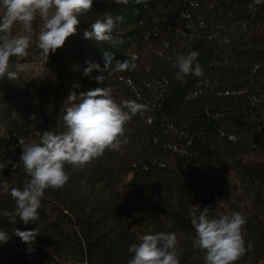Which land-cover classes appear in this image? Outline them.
Returning a JSON list of instances; mask_svg holds the SVG:
<instances>
[{"label": "trees", "instance_id": "obj_1", "mask_svg": "<svg viewBox=\"0 0 264 264\" xmlns=\"http://www.w3.org/2000/svg\"><path fill=\"white\" fill-rule=\"evenodd\" d=\"M253 3L93 0L76 33L47 60L36 47L43 25L37 16L29 55L9 61L17 79H0V230L12 234L0 244V264H127L128 246L159 232L176 234L181 264H204L203 251L193 248L192 205L209 207V218L241 213L252 248L236 264H264V3L250 9ZM109 14L124 18L112 39H85ZM191 51L203 74L178 80L176 58ZM105 52L114 56L108 69ZM131 57L135 67L112 73L117 60ZM98 87L118 104L145 106L126 123V143L76 171L66 164L69 180L45 190L39 219L9 223L3 213L15 209L11 189L30 180L19 138L63 133L69 93ZM36 227L29 252L14 232Z\"/></svg>", "mask_w": 264, "mask_h": 264}, {"label": "clouds", "instance_id": "obj_2", "mask_svg": "<svg viewBox=\"0 0 264 264\" xmlns=\"http://www.w3.org/2000/svg\"><path fill=\"white\" fill-rule=\"evenodd\" d=\"M114 2L139 5L147 0ZM262 3L264 0H254L249 7L252 9L254 5ZM92 4L93 0H2L4 11L0 15V79L5 76L17 79V73L9 70V61L12 57L23 58L29 55L33 22L37 16L43 25L36 47L47 60L50 54L63 47L69 36L76 33L80 22L78 17L92 10ZM123 19V16L106 15L103 20L98 19L92 23L90 31L85 30L84 38L97 42L111 40L117 24ZM17 24L23 29V34L13 35V27ZM104 55L105 69H108L114 56L107 52ZM198 55V52L191 51L176 58L178 80H183L187 75L199 77L203 74ZM134 60L135 57L117 60L111 69L112 73L135 67ZM93 67L99 69L100 65H90L85 69V74H89ZM95 79L102 82L104 77L97 76ZM67 100L71 106L66 109L63 117L66 131L56 134L46 130L37 142H26L25 138H19L22 149L20 161L30 180L22 189H11L15 209L3 213L9 223L16 224L17 217L25 225L35 223L39 219L38 209L45 190L62 188L68 182L65 165H70L76 171L102 156L105 150L119 151L122 144L126 143V123L145 109L144 105L134 100H124L118 104L112 98L111 90L105 87L82 91L79 95L70 92ZM3 168L5 164L0 162V169ZM4 188L7 191V185ZM208 211L207 206L202 211L196 205L188 209V217L195 230L193 248L203 251L204 264H236L252 248L250 243L246 246L242 235L245 217L239 212H233L231 215L209 218ZM14 234L28 245V251L31 252L40 231L37 227L23 231L16 228ZM11 235L0 230V244L7 243ZM136 239L137 243L127 248L131 257L127 264H181L175 233L144 234Z\"/></svg>", "mask_w": 264, "mask_h": 264}]
</instances>
